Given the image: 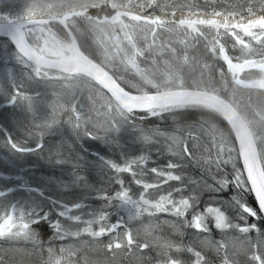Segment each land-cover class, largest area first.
<instances>
[{"label": "snow or ice", "instance_id": "6c2138e0", "mask_svg": "<svg viewBox=\"0 0 264 264\" xmlns=\"http://www.w3.org/2000/svg\"><path fill=\"white\" fill-rule=\"evenodd\" d=\"M0 8L8 9L0 11V98L26 121L20 139L0 125V148L42 153L45 135L66 127L72 142L60 147L69 157L49 162L68 163L77 144L83 154L72 178L55 182L104 202L68 204L26 184L29 199L8 200L14 189H0L9 251L40 264H109L118 252L139 253L135 264H214L208 253L218 264H264V0H0ZM169 118L171 128L145 127ZM125 137L137 154L123 150ZM89 140L117 158L89 150ZM153 155L169 159L149 168ZM89 167L102 186L80 174ZM36 225L51 230L47 241Z\"/></svg>", "mask_w": 264, "mask_h": 264}, {"label": "trees", "instance_id": "16d2710c", "mask_svg": "<svg viewBox=\"0 0 264 264\" xmlns=\"http://www.w3.org/2000/svg\"><path fill=\"white\" fill-rule=\"evenodd\" d=\"M228 2H234V0H228ZM4 3L8 6L17 5L16 1L13 0H4ZM7 8H0V11H6ZM15 10V9H13ZM159 14V13H157ZM3 41H0V44H2ZM6 58V54L3 51V48H0V72L6 67L4 65L3 60ZM12 65L9 64L7 67H11ZM41 92H45L48 96V99H51V89H40ZM41 117H43L44 112H41ZM188 119H194V117H188ZM26 122L25 118L17 112L13 108H6L3 107V100L0 98V125H3L6 127L13 135L14 139H20L22 138L21 131L18 130L17 125L22 124ZM156 124H159L161 128H171V118H169L168 123H161L160 121H157L155 119H151L148 122H146L145 127L154 126ZM2 133H0V138H2ZM61 140L66 142V145L68 143H71V133L65 128H62L58 134L56 135H45L43 144L44 149L42 153H30L26 154L22 157L12 156L7 149L0 148V186H5L11 184V178L6 179L1 177V174L6 173L13 176H23L25 177L26 182L30 181H37L34 175L33 171L24 172L25 168L34 167L35 171L38 175H40L44 180L48 181L50 178L59 175V177H63L66 181L70 180L72 178V164L75 162V157L77 155H82L80 146L77 144L75 147V150L71 154V158L69 159L68 163H65L64 166L56 165L49 162V157L51 155L52 160L55 159H65L69 157V149L67 146L61 148L60 142ZM122 144L124 145V151L129 155H135L140 151V148L136 145H133L131 142H128L127 138L125 137L122 140ZM28 146H34V141L30 140L28 143ZM86 148H88L91 151H98L102 155H107L112 158H117V156L114 154V150L111 148H105L103 147L99 142L94 141H86L85 145ZM58 152H63L62 156H57L56 154ZM116 153L119 152V149L115 150ZM93 158H89V160H92ZM153 160H156V164L149 163L148 167H154L157 165H164L167 163V160L169 157L165 156L163 158H157L155 155L152 157ZM187 172L192 176H199V173L195 171L194 169H188ZM81 175H87L89 182L95 184L97 187L102 186L101 185V176L97 169L89 167L87 169H81L80 170ZM70 175V176H69ZM125 182H128V176L125 174ZM106 186V185H104ZM178 186L176 182L171 183V187ZM16 188H19L18 186H14ZM61 187V186H60ZM42 189L46 195L55 196L60 200H63L64 202L68 204H72L74 202H77L79 199H81L84 196H88L87 203L91 205L92 208H99L104 202L102 200L94 199L92 198V193H83L79 191L78 189H71L69 191H61L59 188H54L50 185L48 186H41L38 187ZM62 188V187H61ZM133 189L135 191H138L136 187L133 185ZM109 191H113V188H109ZM204 199H207V196L204 197ZM248 202L250 204H253L254 201L252 197H248ZM45 207H47L45 205ZM89 209H84L85 212H87ZM78 214V213H74ZM87 218V217H85ZM161 218H167V217H161ZM55 219V216L53 217ZM249 222H252L251 220ZM261 229L264 230V222H258ZM40 229L41 239L44 241H47L48 238L52 235L51 230L47 227V225H36ZM170 232V229L165 228V234ZM255 233L253 232L251 235L253 237ZM214 238L219 239L220 234L218 232L213 233ZM256 237V236H255ZM84 239H88L87 237H84ZM192 239L191 232L186 234L184 243H188ZM253 239H255L253 237ZM104 242L107 243V237L103 238ZM13 245L10 242L6 241H0V254L4 255L5 257V264H18V262L22 261V264H40V258L38 256H26L22 253H13L10 252L9 249ZM15 247H19L22 249H25L26 251H31V245L27 244L25 242H20L19 244H16ZM87 251V250H85ZM8 254L6 256V253ZM10 252V254L8 253ZM46 255V254H45ZM81 255H84V253H81ZM87 255L90 257V259H101L103 260L105 257H111L110 253H92L88 252ZM135 255H139V253L128 255L127 257L124 256V253L118 252L116 260L113 262L110 260L109 264H135ZM143 255L148 256L152 255L154 256V252H148L145 251ZM208 255L213 259L214 264H218V262L215 261V256L212 253H208ZM184 259H189V256L187 254L184 255ZM154 264V261L152 262Z\"/></svg>", "mask_w": 264, "mask_h": 264}, {"label": "rangeland", "instance_id": "374dc122", "mask_svg": "<svg viewBox=\"0 0 264 264\" xmlns=\"http://www.w3.org/2000/svg\"><path fill=\"white\" fill-rule=\"evenodd\" d=\"M13 1H16L17 4L19 3V0H13ZM128 142H130V141H128ZM61 166H64V164H61ZM29 171H33L34 172V175L33 176H35V178H36L37 181L26 182L25 181V177L20 176V175L13 176V175L6 174V173L1 174V177H3V178H6V179L11 178V184H9V185L7 184L5 186H0V189H7L9 187H11V188L14 189V191L7 197L8 200H21V201H23V200L29 199V195L30 194L27 193L26 191L20 190V185L21 184H26V185H30V186H34V187H41V186H48V185H50V186H52L54 188L61 189L62 185L58 184L55 181L56 180H63L65 182H67L63 177H59V175L54 176V177L50 178L48 181H46L40 175L37 174V172L35 171L34 167H30V168H25L24 169V172H29ZM14 186H18L19 188H16ZM31 196H32V198H35V199L39 200V197H37L35 195V193H32ZM255 236H256V233L253 235V237L255 238ZM10 252H8V253L10 254ZM7 255L8 254L6 253V256Z\"/></svg>", "mask_w": 264, "mask_h": 264}]
</instances>
